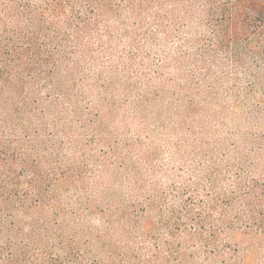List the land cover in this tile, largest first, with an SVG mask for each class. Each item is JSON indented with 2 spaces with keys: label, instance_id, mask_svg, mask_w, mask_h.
Here are the masks:
<instances>
[{
  "label": "trees",
  "instance_id": "trees-1",
  "mask_svg": "<svg viewBox=\"0 0 264 264\" xmlns=\"http://www.w3.org/2000/svg\"><path fill=\"white\" fill-rule=\"evenodd\" d=\"M0 264H264V0H0Z\"/></svg>",
  "mask_w": 264,
  "mask_h": 264
},
{
  "label": "rangeland",
  "instance_id": "rangeland-1",
  "mask_svg": "<svg viewBox=\"0 0 264 264\" xmlns=\"http://www.w3.org/2000/svg\"><path fill=\"white\" fill-rule=\"evenodd\" d=\"M167 92H164L162 96L158 95L154 98L149 97L147 101H144V104H141L140 114L136 118L133 117V119L129 121V125L133 128V131H141L143 134H161L169 130L177 129L179 131L182 130V135L178 138L183 139V135L187 130H189L188 125L190 126V129L192 127L190 120L186 122L184 118L180 117L184 115V112H186L184 107L185 104L183 102H177L175 97ZM126 110L130 112L127 107ZM207 111L208 110L205 109L203 112L205 113ZM203 112L195 113L192 123L204 132L217 135L225 132L226 130L234 133L243 131L249 134L253 131L250 128L243 130V121L240 123L239 121H233V123H229L227 127H220V125L218 126L216 124H214L211 128L208 126L206 127L202 122V117L200 116ZM141 116H143V120H141ZM138 120H141V122L139 123ZM159 134L155 136L156 144L162 143L161 136ZM188 142H190V140Z\"/></svg>",
  "mask_w": 264,
  "mask_h": 264
}]
</instances>
